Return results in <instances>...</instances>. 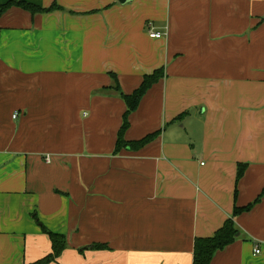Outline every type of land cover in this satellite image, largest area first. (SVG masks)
Masks as SVG:
<instances>
[{
	"label": "crops",
	"instance_id": "0c3cea01",
	"mask_svg": "<svg viewBox=\"0 0 264 264\" xmlns=\"http://www.w3.org/2000/svg\"><path fill=\"white\" fill-rule=\"evenodd\" d=\"M26 1L62 9L0 17V264L50 252L36 219L66 238L49 264H192L256 198L210 264H264V0ZM158 68L124 138L159 134L114 153L110 73L128 94Z\"/></svg>",
	"mask_w": 264,
	"mask_h": 264
},
{
	"label": "trees",
	"instance_id": "16d2710c",
	"mask_svg": "<svg viewBox=\"0 0 264 264\" xmlns=\"http://www.w3.org/2000/svg\"><path fill=\"white\" fill-rule=\"evenodd\" d=\"M11 7H17L22 10L29 12L30 14L48 12L55 9H62L55 3L47 8H42L39 5L28 2L26 0H7L5 3H0V17L1 15ZM110 77L113 81V84L108 87L110 90H113L118 93L120 98L123 100L126 109L122 116V123L117 132V138L114 146V153L119 152L121 149L127 150H138L142 148L144 145L153 140L158 134L159 131L152 132L143 136L142 138L135 140H126L124 138V133L129 127L128 116L130 113L134 112L142 96L146 93V91L155 83H157L162 77H164L163 68H158L154 70L151 74H145L142 77V80L139 86L134 89L131 93H123L120 90L117 78L115 74L110 73ZM178 116V118H180ZM246 164H238L237 173H236V181L242 176L243 171L245 169ZM259 198H256L253 202L246 204L244 206H235L233 209L232 217L228 218L224 221L223 225L217 229L211 236L208 237H196L193 241V255H192V264H210L214 254L226 247L227 245L233 243L236 239V234L238 233V229L235 227L233 222V217L239 213L248 211L251 207L258 201ZM36 219V217H35ZM38 224L40 225L42 231L46 233L49 237L51 243V250L48 254L43 256L42 258L27 264H49L53 262L60 253L66 247V238L63 234L54 233L46 229L39 221L36 219ZM91 249H103L105 245L103 244H92Z\"/></svg>",
	"mask_w": 264,
	"mask_h": 264
},
{
	"label": "built area",
	"instance_id": "2783aa9c",
	"mask_svg": "<svg viewBox=\"0 0 264 264\" xmlns=\"http://www.w3.org/2000/svg\"><path fill=\"white\" fill-rule=\"evenodd\" d=\"M146 32L150 38L159 39V38L164 37V34L159 31H156L151 23L146 24ZM12 117L13 118L16 117V113H14ZM46 159L48 161V157ZM253 252L254 254L260 253V249L257 245L254 246Z\"/></svg>",
	"mask_w": 264,
	"mask_h": 264
}]
</instances>
